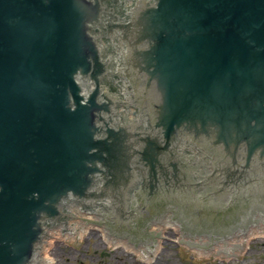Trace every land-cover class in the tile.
<instances>
[{"label":"water","instance_id":"95a60500","mask_svg":"<svg viewBox=\"0 0 264 264\" xmlns=\"http://www.w3.org/2000/svg\"><path fill=\"white\" fill-rule=\"evenodd\" d=\"M72 204L152 257L173 206L178 244L243 262L264 231V0H0V264H33ZM77 212L72 240L95 222Z\"/></svg>","mask_w":264,"mask_h":264},{"label":"rangeland","instance_id":"374dc122","mask_svg":"<svg viewBox=\"0 0 264 264\" xmlns=\"http://www.w3.org/2000/svg\"><path fill=\"white\" fill-rule=\"evenodd\" d=\"M52 248L49 256L54 264H264V238L251 240L246 246L243 262L239 263L227 261L224 256L205 257L178 244L176 231L171 228L164 231L161 249L151 263L140 260L125 248L118 250L104 244L102 233L95 227L86 232L80 246L58 244L56 249ZM103 253L109 256H102Z\"/></svg>","mask_w":264,"mask_h":264},{"label":"bare ground","instance_id":"6f19581e","mask_svg":"<svg viewBox=\"0 0 264 264\" xmlns=\"http://www.w3.org/2000/svg\"><path fill=\"white\" fill-rule=\"evenodd\" d=\"M89 227H92V226H88V228H87L86 231L89 230ZM168 228H171V229H173V230L176 231L175 220H173V221H165V222L151 223V233L162 230L154 257L148 256V255H145V254H142V253H139V252H136V251L127 249V248H125V249L128 252H130L131 254H134V255L138 256V258L140 260H142L144 262L151 263L157 257V255L159 253V250L161 249L164 231L167 230ZM61 232H62L61 229H59V230L55 231V233L53 232L51 234L54 236L53 237L54 239L65 238V237H62L61 236ZM103 238L105 240L104 235H103ZM258 238H264V231L251 229L247 244H249L251 240L258 239ZM51 243H52V241L50 243L48 242V245H50ZM190 249H193L195 252H197V253L200 254L199 249H198V246L191 247ZM43 253H44V260L47 261L48 263H52L51 258H48L49 257V252H48V249L46 248V246L43 249ZM203 256H205V257H209V256H220V257L221 256H224V257H226V254H223V255H203Z\"/></svg>","mask_w":264,"mask_h":264},{"label":"flooded vegetation","instance_id":"af4514ba","mask_svg":"<svg viewBox=\"0 0 264 264\" xmlns=\"http://www.w3.org/2000/svg\"><path fill=\"white\" fill-rule=\"evenodd\" d=\"M155 215H158V214H155ZM162 215H188V214L178 211L177 208H173V206H171V207H168L167 211L163 212ZM102 256H109V254L103 253Z\"/></svg>","mask_w":264,"mask_h":264}]
</instances>
